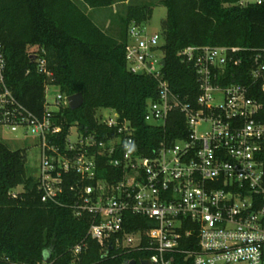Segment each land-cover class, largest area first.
Listing matches in <instances>:
<instances>
[{
    "label": "built area",
    "instance_id": "built-area-1",
    "mask_svg": "<svg viewBox=\"0 0 264 264\" xmlns=\"http://www.w3.org/2000/svg\"><path fill=\"white\" fill-rule=\"evenodd\" d=\"M237 4L264 5V0ZM162 44L161 33L147 34L136 22L129 26L128 70L157 81L158 95L148 101L145 121L163 127L175 111L185 121L182 135L165 138L151 156L138 152L136 128L115 109L97 110L98 124L114 131L100 137L97 130L84 131L77 124L65 130L57 113L69 106V95L61 91L55 109L47 100L41 115L28 108L6 83L2 41L0 127L36 137L41 200L87 219V237L99 243L104 255L116 248L147 252L143 260L152 264H175L176 253L192 264H264V46L181 50L178 55L193 67L198 84L192 103L174 93L165 77ZM28 51L38 70L46 72L43 48ZM202 124L208 129L200 133ZM75 129L77 140L72 139ZM100 157L115 169L111 179L99 176ZM183 243L195 247L182 248ZM87 246L83 240L70 249L76 260Z\"/></svg>",
    "mask_w": 264,
    "mask_h": 264
},
{
    "label": "trees",
    "instance_id": "trees-1",
    "mask_svg": "<svg viewBox=\"0 0 264 264\" xmlns=\"http://www.w3.org/2000/svg\"><path fill=\"white\" fill-rule=\"evenodd\" d=\"M125 1L0 0L6 83L39 115L45 110L47 85H56L69 96L82 93L84 101L79 108L66 106L57 113L66 131L77 124L84 131L97 130L100 137L114 133L99 125L95 115L100 108L117 110L136 128L138 152L151 156L165 138L173 141L182 135L185 121L179 111L172 112L163 127L145 121L148 101L158 95L157 81L151 75L128 70L129 26L149 20L158 4L167 8L161 33L166 60L163 72L173 92L193 103L199 92L195 72L178 53L190 45L263 47L264 5L240 6L238 0ZM115 4H119L116 12ZM88 9L109 10L107 27L106 21L103 26L97 24ZM30 46L43 48L46 72L38 70ZM260 98L264 101V95ZM98 163L99 176L111 179L109 174L115 169L107 159L100 157ZM26 164L25 150H12L0 142V264H37L53 258L54 264H121L127 258L142 264L149 257L144 251L116 248L104 255L99 243L87 237V219L41 200L36 176L28 172ZM18 187L22 191L13 197L11 191ZM83 240L87 249L76 260L70 249ZM181 247L195 245L183 243ZM175 264L192 261L176 253Z\"/></svg>",
    "mask_w": 264,
    "mask_h": 264
},
{
    "label": "rangeland",
    "instance_id": "rangeland-1",
    "mask_svg": "<svg viewBox=\"0 0 264 264\" xmlns=\"http://www.w3.org/2000/svg\"><path fill=\"white\" fill-rule=\"evenodd\" d=\"M160 0H133V3L147 4V3H158ZM125 5H123L124 7ZM104 11L105 13H100V18L98 19L93 15L94 20L97 24L103 26L106 21V16H109V10L103 9L97 12ZM96 12V11H95ZM100 19V20H99ZM167 19V8L163 5H156L153 8L152 16L149 20L140 23V29L144 30L147 34L162 33L164 28V22ZM156 55L159 58L163 57V52L158 51ZM60 89L56 85H49L46 90V100L51 105L52 109L56 107L53 105L56 95L59 93ZM208 129L207 124H202L199 126L198 130L200 133L205 132ZM78 134L77 130H73L72 139L77 140ZM0 142L7 145L12 150L22 149L27 152V169L29 173L35 174L37 172V167L39 165V147L37 146V139L34 135L29 134L28 136L22 135V130L18 132H11L8 128L0 127ZM22 187H18L17 190H21Z\"/></svg>",
    "mask_w": 264,
    "mask_h": 264
},
{
    "label": "water",
    "instance_id": "water-1",
    "mask_svg": "<svg viewBox=\"0 0 264 264\" xmlns=\"http://www.w3.org/2000/svg\"><path fill=\"white\" fill-rule=\"evenodd\" d=\"M161 64H162V65H166V60L163 59V60L161 61ZM68 100H69V106H70L72 109H77V108H79V107L83 104L84 97H83V94H82V93H76V94H72V95H70L69 98H68ZM141 263H142V264H152V263L150 262V260H143ZM131 264H136V261L133 260V261L131 262Z\"/></svg>",
    "mask_w": 264,
    "mask_h": 264
},
{
    "label": "crops",
    "instance_id": "crops-1",
    "mask_svg": "<svg viewBox=\"0 0 264 264\" xmlns=\"http://www.w3.org/2000/svg\"><path fill=\"white\" fill-rule=\"evenodd\" d=\"M129 1H133V0H127V1H125V4L126 3H128ZM118 5L119 4H115L114 6H113V9H114V12H116V10H117V8H118ZM120 5H123V3H121ZM88 12L89 13H93V15L98 19V17L100 18V13H102V14H104L105 12L104 11H101V12H95V11H93L92 9H88ZM108 16V15H107ZM107 16H106V20H107ZM94 18V17H93ZM100 20V19H99ZM97 21V20H96ZM107 23H106V27H107V25H108V22L109 21H106Z\"/></svg>",
    "mask_w": 264,
    "mask_h": 264
}]
</instances>
